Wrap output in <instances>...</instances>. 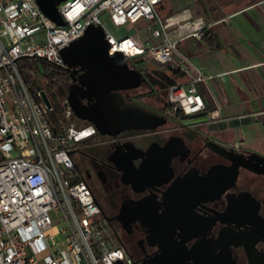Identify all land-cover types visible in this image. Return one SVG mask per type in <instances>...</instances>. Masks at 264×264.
<instances>
[{"label":"built area","instance_id":"2783aa9c","mask_svg":"<svg viewBox=\"0 0 264 264\" xmlns=\"http://www.w3.org/2000/svg\"><path fill=\"white\" fill-rule=\"evenodd\" d=\"M164 1L66 0L57 6L63 21L57 27L41 15L34 0H0V264H129L123 248L113 244L72 158L85 148L124 139L105 137L83 145L96 131L88 123L77 128L68 123L73 116L65 98L59 105L68 125L61 124L53 134L46 117L51 108L45 110L39 93L28 91L20 64L36 60L64 68L59 51L93 26L103 30L108 56L118 53L137 69L139 57L165 67L177 48V40L165 32L172 19L157 20L141 46L128 37L115 39L99 19L104 17L115 28L151 22L154 7ZM190 29L186 36L201 40L204 24L194 21ZM202 81L196 71L185 86H168L167 112L186 117L202 112L195 88ZM208 116L215 119L216 112Z\"/></svg>","mask_w":264,"mask_h":264},{"label":"flooded vegetation","instance_id":"af4514ba","mask_svg":"<svg viewBox=\"0 0 264 264\" xmlns=\"http://www.w3.org/2000/svg\"><path fill=\"white\" fill-rule=\"evenodd\" d=\"M60 71L66 86L79 75ZM142 76L120 95L154 111L142 103L154 76ZM154 112L164 118L156 130L121 133L74 159L113 244L129 264H264V117L241 127L258 126V140L229 142L217 116Z\"/></svg>","mask_w":264,"mask_h":264},{"label":"crops","instance_id":"0c3cea01","mask_svg":"<svg viewBox=\"0 0 264 264\" xmlns=\"http://www.w3.org/2000/svg\"><path fill=\"white\" fill-rule=\"evenodd\" d=\"M163 3L165 15L159 21L172 19L165 32L177 40V48L170 64L165 66L171 76L156 72L181 86L196 71L201 73L203 81L195 86L204 106L199 116L216 112L219 121L213 128L230 129L223 135L229 142L258 140L261 137L258 126H246L245 132L241 127L264 117V0H166ZM197 20L204 24L199 41L186 36L191 23Z\"/></svg>","mask_w":264,"mask_h":264},{"label":"water","instance_id":"95a60500","mask_svg":"<svg viewBox=\"0 0 264 264\" xmlns=\"http://www.w3.org/2000/svg\"><path fill=\"white\" fill-rule=\"evenodd\" d=\"M64 1L34 0L41 15L57 27L63 26L57 6ZM107 50L102 28L90 26L80 38L59 51L64 69L79 73L65 87V102L72 116L92 125L98 136L110 138L128 131L148 132L161 127L162 115L138 103L124 102L121 92L136 90L146 82L139 71L128 67L120 54L108 56ZM39 99L49 110L43 92L39 93ZM139 168L142 170L143 166Z\"/></svg>","mask_w":264,"mask_h":264},{"label":"rangeland","instance_id":"374dc122","mask_svg":"<svg viewBox=\"0 0 264 264\" xmlns=\"http://www.w3.org/2000/svg\"><path fill=\"white\" fill-rule=\"evenodd\" d=\"M164 9H165L164 3L162 2V3H160L154 7L155 19L153 21L146 22L144 20H139L138 22H136L133 25L125 24L124 26H121L119 28H115V27L111 26L108 23V21H106L104 19V17H99V19H100V22H101L104 30L107 33H109L112 37H114L115 39L120 38V37H129L133 41H136L135 39H137V40L142 42L146 39V36H147L146 30L148 28H150L152 25H155V22L157 20L163 19L164 15H165ZM136 43H137V45H140V44H138V42H136ZM25 61H26L25 66L27 68H33V70L29 72L30 77L35 78L34 77L35 73H36V76L39 77L41 75V72H42L40 62H38L36 60H25ZM139 61H140V66L138 67L139 68L138 70L142 74L145 72L150 73L153 71H160V72L165 73L168 76H171V73L165 67L159 68L156 64L152 63L151 61L142 60L141 57H139ZM21 65H24V64H21ZM128 65L131 66L130 63ZM142 103L150 106L154 111H163L165 108V105H166L165 104L166 103L165 91H159L157 89H154L152 97L151 98L149 97L148 99L142 101ZM58 110H59V112L61 111V107L59 104H58ZM201 113L192 115L191 117L199 116ZM68 123H72L75 128L83 126V122L76 120L74 117L69 118ZM68 123H65L63 121V119H61L62 125H68ZM104 140H105V137L96 135L95 137L86 140L83 143V145H90L93 143H99V142H103ZM75 157H76V155H72L73 159H75Z\"/></svg>","mask_w":264,"mask_h":264},{"label":"trees","instance_id":"16d2710c","mask_svg":"<svg viewBox=\"0 0 264 264\" xmlns=\"http://www.w3.org/2000/svg\"><path fill=\"white\" fill-rule=\"evenodd\" d=\"M25 60L21 61L20 69L21 76L28 91L35 95L36 93L43 92L50 104L51 111L46 113L47 121L49 122L51 132L56 134L60 131L61 125V112L58 110V104L61 100L65 98V87L66 79L62 75L60 69L54 68L52 66L41 64L42 72L39 77L34 75L35 78H31L29 72L33 68H27L25 66ZM144 76L152 77L151 85L155 86L159 91H165V89L170 86L172 81L170 78L156 72L143 73ZM55 106V107H54Z\"/></svg>","mask_w":264,"mask_h":264}]
</instances>
